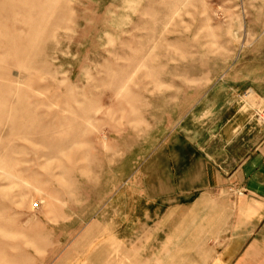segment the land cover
Masks as SVG:
<instances>
[{
	"label": "rangeland",
	"instance_id": "obj_1",
	"mask_svg": "<svg viewBox=\"0 0 264 264\" xmlns=\"http://www.w3.org/2000/svg\"><path fill=\"white\" fill-rule=\"evenodd\" d=\"M263 38L264 0H0V264H140L77 236Z\"/></svg>",
	"mask_w": 264,
	"mask_h": 264
},
{
	"label": "crops",
	"instance_id": "obj_2",
	"mask_svg": "<svg viewBox=\"0 0 264 264\" xmlns=\"http://www.w3.org/2000/svg\"><path fill=\"white\" fill-rule=\"evenodd\" d=\"M235 69V79L228 75L221 89L204 93L206 102L219 100L191 107L172 135L145 154L144 185L131 184L133 172L109 200L107 224L97 217L77 236L107 237L95 257L264 264V129L252 121L253 106H230L231 96L242 93L264 103V38L241 53ZM128 237L142 241L139 252L125 250Z\"/></svg>",
	"mask_w": 264,
	"mask_h": 264
},
{
	"label": "built area",
	"instance_id": "obj_3",
	"mask_svg": "<svg viewBox=\"0 0 264 264\" xmlns=\"http://www.w3.org/2000/svg\"><path fill=\"white\" fill-rule=\"evenodd\" d=\"M258 115H259L258 118H259V121H260V125L264 129V109Z\"/></svg>",
	"mask_w": 264,
	"mask_h": 264
}]
</instances>
